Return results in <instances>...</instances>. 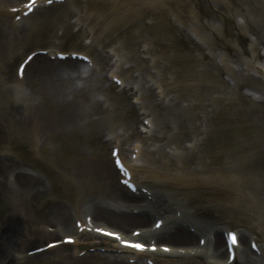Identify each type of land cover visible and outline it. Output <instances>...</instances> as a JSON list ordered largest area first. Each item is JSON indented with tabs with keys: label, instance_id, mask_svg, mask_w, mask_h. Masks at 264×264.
Returning a JSON list of instances; mask_svg holds the SVG:
<instances>
[{
	"label": "bare ground",
	"instance_id": "1",
	"mask_svg": "<svg viewBox=\"0 0 264 264\" xmlns=\"http://www.w3.org/2000/svg\"><path fill=\"white\" fill-rule=\"evenodd\" d=\"M28 1L8 0L4 3H13V6L0 4V11L5 13L6 19L12 17V8H17L16 15H22ZM94 1L102 5H93L87 13L82 9L71 14L60 13L61 32L52 33L47 40L41 39L46 34L40 31L27 34L25 22L31 15L21 21L0 20V80L2 63L8 61L11 64L22 56L27 39L36 38L38 45L47 43L48 46V55L37 54L27 67L23 80L14 78V85L17 83L16 87L22 88H18L16 96L10 100L11 106H7L9 99L4 94L7 92L0 90V146L8 141L20 147L30 143L31 150L39 158L38 164L50 174L57 171L61 178L56 181L60 195H65L62 185L67 179L59 171L65 169L69 171L68 175L72 171H82L87 180L78 183L86 196L73 210L53 200L42 206L40 201L49 193L51 181L25 169L9 155L0 154V238L6 223L15 229L16 234L25 237L14 246L19 251L23 246L41 242L51 233H75L78 237L76 246L84 244L85 249H97L98 242L93 239L95 235L79 234L71 221L72 217H79L81 219L77 218L75 223L82 221L86 225V218L92 216L94 224L104 221L119 228L123 235H128L130 228L137 225L143 234L141 239L149 236L151 240H160L165 236L172 243V254L167 260L164 254L159 253L160 264H228L223 228L218 226V221L224 220L225 228L233 225L246 228L240 236V264H264V260L251 249L241 248L245 236L250 243L261 239L263 245L259 249L264 257V198L257 193L264 192V175L259 168L260 158L264 155L260 126L248 120L242 125L221 122L212 128L209 118L210 113H215V107L206 106V101L201 106L200 89H214L215 75L206 71L208 76L202 78L198 58L190 56L189 65L185 68L182 64L185 56L175 58L164 52L156 55L148 41L140 51L136 43L118 41L119 38L113 35L117 25L127 23L131 17L138 19L145 11H154L161 16L171 12L181 23L185 17L199 22L195 4L200 0ZM43 4L41 1L38 5L46 7ZM261 13L257 11L263 16ZM207 15L212 16L210 12ZM71 16L75 18L73 23L69 21ZM93 18L98 20L96 24L88 21ZM243 19L250 22L257 19V15L247 17L243 14ZM224 23L229 25V17L224 18ZM203 25L208 28V25ZM74 27L76 36L71 31ZM180 28L175 32L181 31ZM80 37L91 40L84 46L93 53L91 64L52 59L53 55L61 53L55 50L65 41H75ZM52 38L60 42L54 43ZM80 44L77 42L75 45ZM253 47V51L259 48L257 43ZM232 49L235 52V46ZM73 53L78 52L70 54ZM78 54L88 56L84 52ZM172 60L181 62L185 73L179 75L172 71V65H169ZM255 68L260 71L257 66ZM168 70L171 71L169 77L166 75ZM244 71L245 66L242 65L238 72L244 74ZM109 75L113 80L118 78L122 81L121 87L116 86L117 92L108 83ZM214 99L211 96V101ZM186 101L188 104H184ZM5 108L11 109L12 117L5 113ZM202 109L203 115H200L198 111ZM141 117L149 121V126L144 125L147 129L145 135L137 127ZM249 122L254 124L250 131ZM80 141L89 148V155H85L78 164L70 165L69 160L79 158L77 144ZM218 143H226L225 151L210 155L208 147L214 149ZM109 145L121 147L119 156L132 170L133 181L142 184L148 193L140 192L137 197L117 184L116 178L122 177L115 169L113 159L107 155L103 154V161L98 162L97 152L105 151ZM7 148L4 146L3 150ZM133 154L137 156L135 160L132 159ZM57 158L66 165L60 166L61 161ZM68 181L77 185L76 180L73 182L70 178ZM71 183L67 182L68 186ZM247 190L254 191V195L247 194ZM203 210H214L222 219L205 222L201 217ZM147 213L155 216L167 214L166 224L159 231H153ZM32 225H38L37 229L31 230ZM46 226H51L53 231L48 229L49 233ZM195 235H203L201 238L206 240L204 247L200 244L194 246ZM69 236L65 235L61 240ZM84 236L86 238L82 239ZM6 244L0 243V264H58L68 258L69 264L72 261V264H130V259H137V264H141L143 258L153 256L150 253L124 252L113 244L111 253L85 254V258H79L77 251L67 253L55 248L35 258L26 255L21 257L24 260H9Z\"/></svg>",
	"mask_w": 264,
	"mask_h": 264
},
{
	"label": "rangeland",
	"instance_id": "2",
	"mask_svg": "<svg viewBox=\"0 0 264 264\" xmlns=\"http://www.w3.org/2000/svg\"><path fill=\"white\" fill-rule=\"evenodd\" d=\"M4 2H8V0L0 1V4H7ZM93 5H97V2L94 0H70L68 3L50 8L49 10H39L27 22L28 31L33 34L37 33V31L46 34H50L52 31L59 32L61 18L58 15L60 13L66 10L69 12L77 11L78 9H82L83 13H87L89 12L87 9H90ZM195 7L198 9L200 15L199 23L189 17H185L183 23H181L175 19L171 12H167L161 16L154 11H145L144 14L139 16L140 18L131 17L127 23L117 25L113 35L119 38L118 41L128 40L136 43L140 51L147 46L148 41L153 49L152 52L156 55L164 52L167 56L175 58L176 56L181 58L185 56V59L182 61L185 68L189 65L188 60L190 56L198 58V69L202 72V78L208 76L206 71H211L215 75L214 89L211 91L209 89L205 90L204 87L200 89L201 105L206 101V106H218L221 109H223L222 106H264V0L261 2L259 0H200L195 4ZM248 11L252 13L251 16L256 14L257 19L251 22V24L245 25L243 14H246ZM257 11L263 12V14L261 13L263 16L258 15ZM209 12L212 14L211 17L207 15ZM226 16L231 18L234 27H224L223 21ZM70 20L73 23L75 18L71 16ZM93 21L96 23L97 20L94 19ZM203 24L208 25V28H205ZM39 25H41L40 28H38ZM180 27H183V30ZM176 28H180L181 31L176 33ZM74 30L75 28H72V31ZM228 42L231 47L227 44ZM256 43L259 48L253 51V46ZM29 44L28 51L34 50V46L29 47ZM233 46L236 48L235 52L232 49ZM42 48H46V46ZM256 53H259L258 57H256ZM140 55L144 57L143 53ZM20 60L22 59L18 58L11 62V64L8 61L2 63L0 90L7 92L4 94H7L6 97L9 100L16 96L18 88H22L21 86L17 88L16 83L14 85L16 67ZM249 61L252 62V65L249 64ZM180 63L172 62V71L174 70L178 73L182 70L179 75L185 73ZM242 65L245 66L244 74L238 72ZM254 66H257L260 71L256 70ZM170 72V70L166 72L167 77H169ZM167 79L169 80V78ZM211 96L215 98L214 101H211ZM9 100H7L8 103ZM208 103L209 105H207ZM184 104H188V101ZM8 106L11 105L9 104ZM223 110L221 111L222 114L224 113ZM243 114L245 115L244 111ZM252 118L264 126V116L252 115ZM218 120L219 117L215 119V121ZM231 120L238 122L235 118ZM18 152L21 155L24 154L22 150ZM26 153L29 154L28 152ZM14 156L20 159V157ZM101 158V155H99L98 159L101 160ZM24 160L29 161V157H26ZM262 169L264 170V161H262ZM249 193H252V191H249ZM77 199H79V196L77 198L75 196L74 199L63 198L67 203L76 202ZM214 217H216V213L205 215V218L208 219ZM10 230L13 233L16 232L12 227H10ZM16 235L18 243L25 238L23 236L19 237L18 234ZM9 237L11 236L8 235ZM4 239L1 236L0 243H3L5 246L7 241L10 242L7 250L9 253L17 243L13 239H5L6 241ZM49 239L53 238H46L42 242L45 243ZM38 245L39 242L31 244L28 247L27 245L26 247L23 246L22 251L27 252L29 248ZM15 250L13 254L19 251L16 247ZM65 250L67 252L70 251V249Z\"/></svg>",
	"mask_w": 264,
	"mask_h": 264
},
{
	"label": "snow or ice",
	"instance_id": "3",
	"mask_svg": "<svg viewBox=\"0 0 264 264\" xmlns=\"http://www.w3.org/2000/svg\"><path fill=\"white\" fill-rule=\"evenodd\" d=\"M48 2L51 3L52 0H48ZM35 4H36V0H30V3L28 4V7H29L30 9H32L33 6H34ZM121 166H123V165H121ZM100 231L103 232V231H106V230H104V229H100ZM107 234H108V235H117V236H118V234H116V233H111V232H108ZM136 235H139V233L137 232ZM69 240L72 241V238L69 237ZM124 242H125L126 244H128L129 246L134 247V248H137V249H140V250H144V249L146 248V245L143 244V243L131 242V241H124ZM230 244H231V245H238V244H239V240H238V238H237V236H236L235 233H232V234H231ZM153 250H155V245H153ZM165 250H166V251H170L171 249L165 248ZM234 256H235V253H234V251H233V258H234Z\"/></svg>",
	"mask_w": 264,
	"mask_h": 264
}]
</instances>
